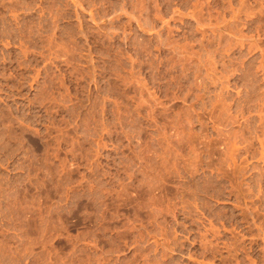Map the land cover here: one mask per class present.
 <instances>
[{
    "label": "rangeland",
    "instance_id": "1",
    "mask_svg": "<svg viewBox=\"0 0 264 264\" xmlns=\"http://www.w3.org/2000/svg\"><path fill=\"white\" fill-rule=\"evenodd\" d=\"M0 264H264V0H0Z\"/></svg>",
    "mask_w": 264,
    "mask_h": 264
}]
</instances>
